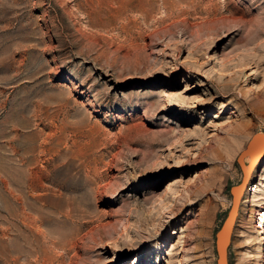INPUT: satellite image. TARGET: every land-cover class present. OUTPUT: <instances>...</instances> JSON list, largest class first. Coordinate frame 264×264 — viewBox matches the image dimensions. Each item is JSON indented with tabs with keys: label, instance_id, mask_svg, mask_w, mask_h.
<instances>
[{
	"label": "rangeland",
	"instance_id": "1",
	"mask_svg": "<svg viewBox=\"0 0 264 264\" xmlns=\"http://www.w3.org/2000/svg\"><path fill=\"white\" fill-rule=\"evenodd\" d=\"M263 94L264 0H0V264H217ZM228 261L264 264V154Z\"/></svg>",
	"mask_w": 264,
	"mask_h": 264
},
{
	"label": "water",
	"instance_id": "2",
	"mask_svg": "<svg viewBox=\"0 0 264 264\" xmlns=\"http://www.w3.org/2000/svg\"><path fill=\"white\" fill-rule=\"evenodd\" d=\"M249 154L250 161L246 164L247 167L255 165V162L264 154V132L256 133L249 140L247 147L238 156L237 162L241 163L243 158ZM246 174L243 180L237 185L231 188V194L233 196V204L227 215L222 227L216 234V248L218 254L217 264H229L228 261V248L231 243L232 233L235 225V221L238 215L242 194L239 196L235 193V189H239L245 185ZM247 184V182H246Z\"/></svg>",
	"mask_w": 264,
	"mask_h": 264
},
{
	"label": "bare ground",
	"instance_id": "3",
	"mask_svg": "<svg viewBox=\"0 0 264 264\" xmlns=\"http://www.w3.org/2000/svg\"><path fill=\"white\" fill-rule=\"evenodd\" d=\"M251 107H252V110L253 111H258L260 109H262L264 107V94L262 96V101L261 103H257L256 101H251ZM229 135L231 137H229L227 140V143H226V146L227 148H229L231 151L236 149L238 144L240 143L241 139H243L245 137V129L239 125L238 123H233L230 125V131H229ZM247 147V146H246ZM262 157V156H261ZM260 157V158H261ZM246 158H248L246 160ZM259 158V159H260ZM259 159L255 162V165L257 164V162L259 161ZM248 161V162H247ZM250 161V156L249 154H247L241 163H239V165L241 166L242 168V172H243V177L244 175L246 174V179H245V185H243L242 187H240L239 189H235V193H237V195L239 196V194L241 195L242 194V197L244 195V192L247 188V185L250 181V178H251V174L255 168V165H251L249 167L246 166V164H248ZM243 180V179H242ZM247 182V184H246ZM242 200V198H241ZM229 214V213H228ZM237 219V218H236Z\"/></svg>",
	"mask_w": 264,
	"mask_h": 264
}]
</instances>
